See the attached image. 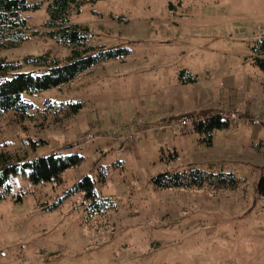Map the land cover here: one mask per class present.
Here are the masks:
<instances>
[{
	"label": "rangeland",
	"instance_id": "1",
	"mask_svg": "<svg viewBox=\"0 0 264 264\" xmlns=\"http://www.w3.org/2000/svg\"><path fill=\"white\" fill-rule=\"evenodd\" d=\"M24 16L29 38L0 56L22 61V70L33 69L24 62L30 55L66 57L69 50L44 35L46 7ZM71 20L89 28L93 44L131 52L66 86L26 94L38 109L32 118H0V153L85 157L60 183L18 177L0 200V264H264V196L257 191L264 70L253 53L264 37V0H100ZM48 98L86 107L71 118L44 115ZM218 111L240 118L215 130L212 146L193 125L177 124L182 115ZM160 121L172 125L159 128ZM130 135L134 140L124 142ZM174 150L178 158L167 161ZM191 166L233 172L241 182L234 190L153 182L159 172ZM88 174L99 196L113 200L104 212H93L83 193L69 194Z\"/></svg>",
	"mask_w": 264,
	"mask_h": 264
},
{
	"label": "trees",
	"instance_id": "2",
	"mask_svg": "<svg viewBox=\"0 0 264 264\" xmlns=\"http://www.w3.org/2000/svg\"><path fill=\"white\" fill-rule=\"evenodd\" d=\"M100 0H0V52L21 46L29 35L28 18L25 12L37 11L46 7L49 19L43 24L44 35L54 39L59 45L69 50L64 58H58L46 52L38 56H27L24 62L33 66L31 70H22V61L8 60L0 56V118L13 112L19 121H25L38 111L36 105L25 98V95H35L46 90L66 86L85 73H89L100 62L119 58L124 59L131 50L124 46L105 47L93 44L91 33L87 26L73 23L74 13H81L87 3H97ZM37 34V32H33ZM256 64L264 70V37L259 45L253 47ZM189 81L196 78L187 70ZM86 107L84 101H57L46 99L42 113H52L66 118L77 116ZM193 115V114H192ZM231 121L216 112L196 120L192 130L200 135V141L207 146L213 144V134L217 129L229 128ZM34 147L42 144V140L33 142ZM170 159L175 160L179 154L176 150L170 152ZM85 157L79 154L65 152H50L39 157L25 159L15 155L0 153V200L17 186L18 177L25 175L32 184L48 182L60 183L62 176L69 168L80 165ZM117 165V164H116ZM100 169L104 170V166ZM103 173L102 180L105 179ZM158 188H194L209 186L214 190H234L241 179L233 172H213L191 166L184 171L165 170L153 178ZM257 191L264 196V172L261 174ZM83 193L85 200L93 212H104L113 204L110 198H101L97 191V180L91 175L82 177L69 191V194ZM21 199V197H19ZM55 207V206H54Z\"/></svg>",
	"mask_w": 264,
	"mask_h": 264
},
{
	"label": "built area",
	"instance_id": "3",
	"mask_svg": "<svg viewBox=\"0 0 264 264\" xmlns=\"http://www.w3.org/2000/svg\"><path fill=\"white\" fill-rule=\"evenodd\" d=\"M222 116L230 121H234V120H238L240 117H239V114L237 112H230V113H222ZM205 117V114L204 115H196V116H189V115H182L178 118L177 120V124L178 125H181V126H190V125H193L194 122L196 120H199V119H203ZM262 120L259 119V118H253V123L255 124H258V123H261ZM159 128H166L170 125H172V123H169V121H160L156 124ZM143 128L145 129H148L150 128V126H142ZM155 127V126H153ZM94 135H88L87 136V139L88 140H91L93 139ZM134 140V137L133 135H130V136H127L123 139L124 142H131Z\"/></svg>",
	"mask_w": 264,
	"mask_h": 264
},
{
	"label": "crops",
	"instance_id": "4",
	"mask_svg": "<svg viewBox=\"0 0 264 264\" xmlns=\"http://www.w3.org/2000/svg\"><path fill=\"white\" fill-rule=\"evenodd\" d=\"M199 110H204V109H202L201 107L200 108H198ZM230 110H233V109H230ZM229 110V111H230ZM218 112H222V111H218ZM246 112V111H245ZM209 114H211V113H209ZM248 114V117L251 119V118H255V117H252L251 115H250V113H247ZM207 115V114H206ZM263 173V172H262Z\"/></svg>",
	"mask_w": 264,
	"mask_h": 264
}]
</instances>
